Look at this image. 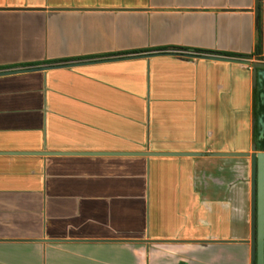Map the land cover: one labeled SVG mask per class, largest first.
Segmentation results:
<instances>
[{"label":"crops","instance_id":"obj_1","mask_svg":"<svg viewBox=\"0 0 264 264\" xmlns=\"http://www.w3.org/2000/svg\"><path fill=\"white\" fill-rule=\"evenodd\" d=\"M259 1L0 0V264H251Z\"/></svg>","mask_w":264,"mask_h":264},{"label":"water","instance_id":"obj_2","mask_svg":"<svg viewBox=\"0 0 264 264\" xmlns=\"http://www.w3.org/2000/svg\"><path fill=\"white\" fill-rule=\"evenodd\" d=\"M261 3L259 0H255L254 12L255 15L260 13ZM153 54H145L142 56H151ZM184 57H198L203 59H214L221 61H228L233 63L245 64L251 66V81L252 85L256 88V118L253 120V124L256 126V140L251 145L250 153L240 152H216L209 153L210 156H242L250 158V180H251V224H250V238L243 242H249L251 249V264H263V247H264V227H263V210H264V61H250V56L242 57H226L219 54L201 53L195 54L191 52L178 53ZM124 58H128L124 57ZM115 59L123 58H104L100 60H88L78 62H68L53 65L25 67L17 69H8L0 71V76L11 75L16 73H27L34 71H43L47 69L75 67L78 65H84L88 63L105 62ZM30 154H114L105 152H19ZM119 154V153H117ZM122 154L128 155H141V156H204V153L200 152H125ZM144 243L158 242V243H172L182 242L181 240H142ZM219 242L214 240H194L190 243H212Z\"/></svg>","mask_w":264,"mask_h":264},{"label":"trees","instance_id":"obj_3","mask_svg":"<svg viewBox=\"0 0 264 264\" xmlns=\"http://www.w3.org/2000/svg\"><path fill=\"white\" fill-rule=\"evenodd\" d=\"M260 44H261V39H260V26L257 25V41H256V46H255V52L253 55L257 57L258 60H264V57L260 56L261 50H260ZM143 51V50H140ZM222 56L226 57H242L239 54H229V53H219ZM75 59H82V58H75ZM73 59H66V60H57V61H49V62H39L36 64H27L26 66H35L39 64H44V63H59V62H67V61H72ZM253 116L256 118V89H255V94H254V99H253ZM253 139L256 140V126L254 125L253 127Z\"/></svg>","mask_w":264,"mask_h":264}]
</instances>
